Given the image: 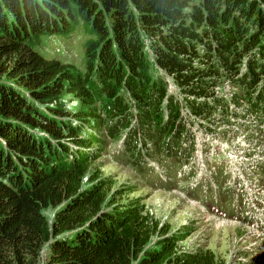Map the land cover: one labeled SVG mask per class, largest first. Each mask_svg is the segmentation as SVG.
Instances as JSON below:
<instances>
[{"label":"trees","instance_id":"16d2710c","mask_svg":"<svg viewBox=\"0 0 264 264\" xmlns=\"http://www.w3.org/2000/svg\"><path fill=\"white\" fill-rule=\"evenodd\" d=\"M80 27L91 36L82 73L34 49ZM244 60L240 82L262 98L264 0H0V264H38L45 245L46 264H222L209 250L179 252L184 238L138 206L105 210L109 186L90 174L99 155L89 151L129 128L131 108L146 138L172 132L178 105L169 99L164 120L153 68L196 113Z\"/></svg>","mask_w":264,"mask_h":264},{"label":"rangeland","instance_id":"374dc122","mask_svg":"<svg viewBox=\"0 0 264 264\" xmlns=\"http://www.w3.org/2000/svg\"><path fill=\"white\" fill-rule=\"evenodd\" d=\"M90 37L80 27L68 35L43 36L35 44L34 49L44 58L58 60L82 73L85 68L83 46ZM244 64L243 61L241 67L243 73L246 71ZM151 75L153 79L161 76L167 84L168 93L183 103L182 96L174 93L170 77L156 68L151 70ZM222 88L214 89L216 97L231 98L233 91L226 84H223ZM70 99V97H64L61 105L65 110L73 112L78 108V103ZM193 122L196 125L201 124L198 121ZM147 140H149L148 137ZM70 148L74 147L70 145ZM89 153L91 156L99 155L91 165L90 174L98 171L109 186L107 189L109 203L105 210L111 209L108 207L111 204L112 207L142 208L143 212L159 222L168 236L179 235L184 238L178 242L179 252L209 250L222 264H264V238L257 237L251 231L241 227L234 218L222 219L220 213L215 212L218 208L205 207L203 212L198 206L186 200L188 194L185 190L193 185L197 177L189 178L187 173L182 175L183 170L187 171V167L183 168L182 163L174 161V169L167 177V182H164L162 175L166 172V165L169 162L173 163V160L168 157L160 158L159 155L155 156L151 153L147 156L150 160L148 159L146 163L145 160L135 159L132 151L124 148L121 142L109 144V141L103 149L93 147ZM175 179L180 182L173 183ZM171 184L179 190L168 191L167 188ZM91 185L84 180L85 188ZM56 211L57 209L54 208L43 211L49 225ZM154 240H157V237ZM154 242L152 241L151 245H154ZM151 248L154 247L151 246ZM48 255V245H45L40 251L38 264H46Z\"/></svg>","mask_w":264,"mask_h":264}]
</instances>
